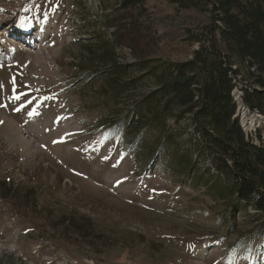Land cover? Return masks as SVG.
Returning a JSON list of instances; mask_svg holds the SVG:
<instances>
[{
    "label": "rangeland",
    "instance_id": "1",
    "mask_svg": "<svg viewBox=\"0 0 264 264\" xmlns=\"http://www.w3.org/2000/svg\"><path fill=\"white\" fill-rule=\"evenodd\" d=\"M188 2L0 0V182L10 187H0V264H264V215L221 219L225 201L205 185L217 171L193 149L188 117L164 122L194 163L188 178L139 154L125 123L105 126L155 88L148 67L203 42L211 15ZM100 40L116 43L115 81L98 73L109 67ZM246 133L264 146V125Z\"/></svg>",
    "mask_w": 264,
    "mask_h": 264
},
{
    "label": "trees",
    "instance_id": "2",
    "mask_svg": "<svg viewBox=\"0 0 264 264\" xmlns=\"http://www.w3.org/2000/svg\"><path fill=\"white\" fill-rule=\"evenodd\" d=\"M143 1L119 0V6L131 8ZM173 1L183 7L190 5L188 0ZM204 2L211 20L202 32L203 42L197 39L199 46L193 55L148 67L154 75L155 88L135 104L130 118L125 116L115 125L105 126L113 129L125 123L123 138L137 137L139 154L144 153L145 158L158 154L163 158L159 163L164 172L188 178L185 171L192 169L194 163L188 154H179L171 142L170 128L164 123L167 117L174 122L188 117L193 125L192 135L198 137L193 149L217 171L216 180L208 184L206 181L205 185L207 191L225 201L221 219L234 221L233 211H246L248 207L255 211L254 217L264 215V146L254 143L239 120H233L237 100L231 92L238 86L242 91L240 101L264 118V0ZM99 43L100 57L109 67L98 73L115 81L116 75L124 71L115 61L116 43ZM120 86L123 84L112 85V92L118 94ZM153 127L158 130L156 138L152 142L141 140ZM260 133L256 134L259 139ZM0 187L5 191L10 188L6 182H0Z\"/></svg>",
    "mask_w": 264,
    "mask_h": 264
},
{
    "label": "bare ground",
    "instance_id": "3",
    "mask_svg": "<svg viewBox=\"0 0 264 264\" xmlns=\"http://www.w3.org/2000/svg\"><path fill=\"white\" fill-rule=\"evenodd\" d=\"M239 88V87H238ZM237 89L235 88L234 91L231 92H235ZM241 90V89H240ZM241 93V92H240ZM239 94V93H238ZM238 98H236L235 100H237ZM238 104H239V108L238 111L236 112V115L238 113V117H241V121H242V126L244 128H246L245 130H254L256 127H260L262 125H264V119H260L261 117H259L255 111H251L249 110L247 107H244L243 103L240 101V99L237 100ZM237 117V119H238Z\"/></svg>",
    "mask_w": 264,
    "mask_h": 264
},
{
    "label": "water",
    "instance_id": "4",
    "mask_svg": "<svg viewBox=\"0 0 264 264\" xmlns=\"http://www.w3.org/2000/svg\"><path fill=\"white\" fill-rule=\"evenodd\" d=\"M235 119H237V115L236 114L233 116V120H235Z\"/></svg>",
    "mask_w": 264,
    "mask_h": 264
},
{
    "label": "built area",
    "instance_id": "5",
    "mask_svg": "<svg viewBox=\"0 0 264 264\" xmlns=\"http://www.w3.org/2000/svg\"><path fill=\"white\" fill-rule=\"evenodd\" d=\"M251 69H254V67H251ZM240 82H236V85L239 84Z\"/></svg>",
    "mask_w": 264,
    "mask_h": 264
}]
</instances>
